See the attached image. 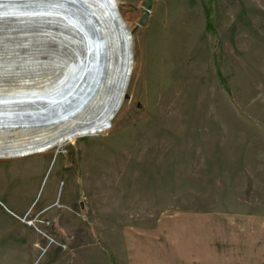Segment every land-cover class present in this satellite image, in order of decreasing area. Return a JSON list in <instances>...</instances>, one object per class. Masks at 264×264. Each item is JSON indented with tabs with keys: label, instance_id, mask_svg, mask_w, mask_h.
<instances>
[{
	"label": "rangeland",
	"instance_id": "rangeland-1",
	"mask_svg": "<svg viewBox=\"0 0 264 264\" xmlns=\"http://www.w3.org/2000/svg\"><path fill=\"white\" fill-rule=\"evenodd\" d=\"M146 2L109 127L0 159V264H264V0Z\"/></svg>",
	"mask_w": 264,
	"mask_h": 264
},
{
	"label": "water",
	"instance_id": "water-1",
	"mask_svg": "<svg viewBox=\"0 0 264 264\" xmlns=\"http://www.w3.org/2000/svg\"><path fill=\"white\" fill-rule=\"evenodd\" d=\"M150 3L151 0L145 3L140 23L145 20ZM95 4L98 6L93 13L90 12L91 7L86 8V4H82V0H0V17L11 14L34 18L17 21L14 24L25 27L12 29L21 32L32 29L33 32L0 37V65H5L4 62L12 56L16 60L25 57L20 52L32 44V40L27 37L47 35L40 33L44 28H59L64 34L73 36L75 42V45L59 42L66 49L65 57L60 61L55 58L53 49L40 48L43 53H38L37 58L42 59L28 62L26 69H16L13 73L0 69V157L17 154L23 148L32 149L62 140L67 134H97L108 127L115 117L123 102L132 71L131 32L121 18L114 0H96ZM2 24L5 25V22ZM50 57L55 62H48ZM28 59L31 61V57ZM34 63L40 64L35 66L36 71L32 65ZM91 83L94 86L87 100L92 96L93 101L71 124L53 130V125L68 118L64 115L66 107H40L34 102L63 101L73 96L66 102L68 104L83 87ZM79 84L81 89L73 95ZM17 103L19 105L12 106ZM20 130H26L29 139L38 138L41 134L52 135L44 141L35 143L37 140H31L23 145L21 139L14 138V134H6Z\"/></svg>",
	"mask_w": 264,
	"mask_h": 264
},
{
	"label": "bare ground",
	"instance_id": "bare-ground-1",
	"mask_svg": "<svg viewBox=\"0 0 264 264\" xmlns=\"http://www.w3.org/2000/svg\"><path fill=\"white\" fill-rule=\"evenodd\" d=\"M116 2V0H114ZM96 0H82V4H86V8L91 7L90 12L94 13V9L97 10V8H95L96 6H98L97 4H95ZM96 16V14H95ZM34 18H29L26 16H22V17H18L17 15H3L2 17H0V25H3L2 23L5 22V25H3L2 28H0V37L4 36V35H17V34H22V33H30L33 32V30L31 29L30 31H12V29H20L21 27H23L24 25H16L14 23H16L17 21H26V20H32ZM94 19H96L98 21V19L96 17H94ZM53 20V19H51ZM96 21V22H97ZM7 22V23H6ZM54 26L56 25V23L53 24ZM25 27V26H24ZM43 28V27H42ZM40 33H45L47 35H36V36H28L27 38L32 40V44L27 48L23 49L22 51L24 52H20V54L25 55V57H22L21 59L16 60V57L12 56L10 59H7V62H4L5 65H0V69L1 70H7L8 73H13V70L16 69H26V67H28L29 63H33V59L37 60V59H42V58H37V54L38 53H43V49H53L55 52V58L60 61L63 57H65V53L66 49L61 47V42H71V45H75V42H73V36L69 35V34H64L59 28L53 27V28H44V30H42ZM67 35V37L65 36ZM62 36V37H61ZM26 39V41L28 40ZM12 40V39H11ZM7 41H10L9 39H7ZM14 41V40H12ZM70 45V46H71ZM28 46V45H26ZM42 50H41V49ZM33 51V53L30 52ZM36 51V52H34ZM10 52H12L10 50ZM28 52V53H26ZM29 54V55H27ZM28 57H31V61H28ZM46 59V57H45ZM1 61V60H0ZM48 62H55L53 61V58L50 57ZM34 65V69L36 68L35 66H39L40 64H32ZM45 65V63H44ZM42 66V65H41ZM42 68V67H41ZM37 69H35L34 71H36ZM44 70V69H41ZM22 72H25L24 70H22ZM94 86V83H91L88 86H85L81 89V84H79V86L75 89L73 95L79 90L81 89L80 93L77 94L75 99H72V101L70 103H66L68 100H70L73 96H70L66 99H64L63 101H36L34 102L35 104L40 105V107H47V106H53L58 108L61 105H64V107H66L67 111L65 112L64 115H67L68 118L53 125L54 129L59 128L62 125L68 126V124H71V122L77 118L78 116H80V114L83 112L84 108L90 104L94 98H92V96L90 97L91 99L87 100V98L91 95L92 92V87ZM19 105V103L17 104H13L12 106H17ZM42 109V108H41ZM76 111L73 115H70V113ZM111 124V123H110ZM109 124V125H110ZM109 127V126H108ZM108 127H106L105 129L101 130L99 133L105 131ZM23 129V128H22ZM26 131V130H25ZM24 130H20V131H9L6 132V134H14V138H18L21 139L23 145H25V143L27 141H31V140H37L35 141V143L40 142V141H44L46 139H48L49 137H51L52 133L49 134H41L38 138H34V139H29L28 137V133L25 132ZM97 133V134H99ZM94 134V135H97ZM84 136H91L89 135H79V134H74V135H70L67 134L65 138H63L62 140L56 141V142H49L40 146H36L35 148H23L22 151L18 152L17 154H11L8 156H2L0 157V159H8V158H25L31 155H35V154H42L45 152H48L50 150H55L56 152L59 151V149L61 147H63L65 144L67 143H72L73 140L80 138V137H84ZM93 136V135H92ZM13 137H10V139H12ZM29 144H33V143H29ZM48 145V147H46Z\"/></svg>",
	"mask_w": 264,
	"mask_h": 264
},
{
	"label": "crops",
	"instance_id": "crops-1",
	"mask_svg": "<svg viewBox=\"0 0 264 264\" xmlns=\"http://www.w3.org/2000/svg\"><path fill=\"white\" fill-rule=\"evenodd\" d=\"M163 255V258L165 259L166 258V260H168V261H166L164 264H171V259L170 258H172L173 256L175 257V254H172L171 256H170V254H162ZM168 256H170V257H168ZM173 257V258H174ZM137 258L138 259H142L143 260V262L141 263V264H162V263H160L159 261H156V259H152V257L150 256V257H148V256H146L145 254H138L137 255ZM148 258H150V260L148 259ZM157 258V257H156ZM172 258V259H173ZM131 259H136L135 258V255L134 256H132L131 257ZM149 261H148V260Z\"/></svg>",
	"mask_w": 264,
	"mask_h": 264
}]
</instances>
